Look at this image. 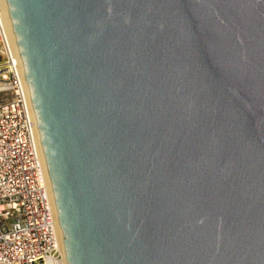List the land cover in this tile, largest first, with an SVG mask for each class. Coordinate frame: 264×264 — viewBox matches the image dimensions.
Segmentation results:
<instances>
[{
	"label": "water",
	"instance_id": "water-1",
	"mask_svg": "<svg viewBox=\"0 0 264 264\" xmlns=\"http://www.w3.org/2000/svg\"><path fill=\"white\" fill-rule=\"evenodd\" d=\"M68 264H264V0H5Z\"/></svg>",
	"mask_w": 264,
	"mask_h": 264
},
{
	"label": "built area",
	"instance_id": "built-area-1",
	"mask_svg": "<svg viewBox=\"0 0 264 264\" xmlns=\"http://www.w3.org/2000/svg\"><path fill=\"white\" fill-rule=\"evenodd\" d=\"M0 39V264H47L46 255L61 257L52 194L31 105Z\"/></svg>",
	"mask_w": 264,
	"mask_h": 264
},
{
	"label": "bare ground",
	"instance_id": "bare-ground-1",
	"mask_svg": "<svg viewBox=\"0 0 264 264\" xmlns=\"http://www.w3.org/2000/svg\"><path fill=\"white\" fill-rule=\"evenodd\" d=\"M0 37L3 39L4 46L6 48V52L8 53V56H9V62L11 63L13 69H15V71L18 75L20 84H21V86L24 90V93L26 95V98L31 105V115L35 120V123L33 126V133H34V136L36 139L37 152H38V155L40 156L41 160L44 163L45 171H46V177H47V184H48L49 190L52 194V201H53V206H54V215H55V219H56V223H57V229H58L57 247H58L59 251L61 252V257H58V256L53 255V254H49V255L45 256V260H46L47 264H68L66 256H65L63 237H62V233H61V229H60V225H59L58 213H57L56 204H55V200H54V196H53V192H52V187H51V182H50V177L48 174V169H47V165H46V161H45V157H44V153H43V147H42V143H41V139H40V134H39V130H38V126H37V122H36V118H35V114H34V110H33V106H32V101L30 98L29 90H28L27 81H26L24 70L22 67V63H21V60L19 57L18 48H17V44H16V41L14 38L13 29H12V25L10 22L8 9H7V5H6L5 0H0Z\"/></svg>",
	"mask_w": 264,
	"mask_h": 264
},
{
	"label": "rangeland",
	"instance_id": "rangeland-1",
	"mask_svg": "<svg viewBox=\"0 0 264 264\" xmlns=\"http://www.w3.org/2000/svg\"><path fill=\"white\" fill-rule=\"evenodd\" d=\"M0 58H5L4 49L2 48V40L0 39Z\"/></svg>",
	"mask_w": 264,
	"mask_h": 264
}]
</instances>
